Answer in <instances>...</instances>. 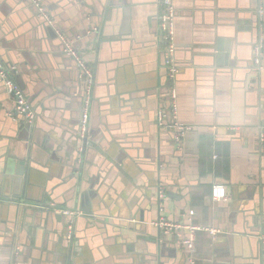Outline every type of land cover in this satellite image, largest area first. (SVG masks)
<instances>
[{
    "label": "crops",
    "instance_id": "1",
    "mask_svg": "<svg viewBox=\"0 0 264 264\" xmlns=\"http://www.w3.org/2000/svg\"><path fill=\"white\" fill-rule=\"evenodd\" d=\"M160 1L0 0V62L35 112L27 126L0 87V264L16 246V264H185L159 216L222 231H195L196 264H264V48L252 62L264 0H173L179 142ZM57 32L94 70L83 153L79 70ZM12 159L28 165L13 179ZM59 208L80 212L70 240Z\"/></svg>",
    "mask_w": 264,
    "mask_h": 264
},
{
    "label": "built area",
    "instance_id": "2",
    "mask_svg": "<svg viewBox=\"0 0 264 264\" xmlns=\"http://www.w3.org/2000/svg\"><path fill=\"white\" fill-rule=\"evenodd\" d=\"M40 0H36L38 2ZM39 12L43 14V9ZM258 15V36L252 46V62L257 69H261V58L263 55L264 48V8L259 7L257 11ZM176 16V8L173 0H161L159 3V11L157 14L158 27L162 33L163 50L162 54L165 61L166 74L168 79V113L171 118L170 125L172 128L177 130V134L174 136V140L179 142L180 134H182L188 127H183L178 122V103H177V90L175 86V79L177 73V65L175 64V41H174V22ZM44 17L49 20V17L44 14ZM59 39L63 45V52L74 59L79 70V80L81 82L80 87V97L81 106L78 119V138L81 144L78 146V152L81 153L88 139V118L90 113V108L93 101V90L95 87V75L93 68L88 65L83 59L80 52L74 48V41L65 37L62 33L57 32ZM13 67H5L0 62V87H4L6 93L11 98L13 104V112L15 115L21 117L30 126L34 123L35 112L31 106L29 100L24 95L23 91L20 89L18 84L14 81L12 77L11 70ZM166 111L159 110L157 113V124L163 125L165 122ZM260 143L264 141V135L260 134ZM210 196L214 201H221L227 198V191L224 185L214 184L211 187ZM164 197V188L159 187L158 198L162 199ZM39 207H45L44 205H39ZM61 215L69 218L66 224L65 237L70 240L73 236V218L80 214V212H75L69 208H59L55 209ZM190 215L193 212L189 213ZM190 220V217L188 218ZM158 230L162 231L164 234H173L176 237V245L184 252L185 264H196V245H195V231L201 230L207 232L210 236L215 237L222 231L217 228L207 227V226H197L188 223L174 222L170 221L162 216L157 217V219L151 222ZM181 229H188V234L186 236H181ZM19 255V247L16 246L13 253V264H16V258Z\"/></svg>",
    "mask_w": 264,
    "mask_h": 264
},
{
    "label": "water",
    "instance_id": "3",
    "mask_svg": "<svg viewBox=\"0 0 264 264\" xmlns=\"http://www.w3.org/2000/svg\"><path fill=\"white\" fill-rule=\"evenodd\" d=\"M11 73H12V75L15 74L16 73V68L13 67V69L11 70ZM25 124L27 126H30L27 123H25ZM85 147L86 146H84L83 151L85 150ZM83 151H82V153H83ZM27 166L28 165H27V162L26 161H23V160H21V161H15L14 159H12V161H9L8 162V167L7 168H8V171H10L9 174H10L11 178L13 179L16 176H22V175H24ZM70 243H72V242H70Z\"/></svg>",
    "mask_w": 264,
    "mask_h": 264
}]
</instances>
